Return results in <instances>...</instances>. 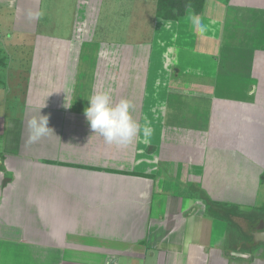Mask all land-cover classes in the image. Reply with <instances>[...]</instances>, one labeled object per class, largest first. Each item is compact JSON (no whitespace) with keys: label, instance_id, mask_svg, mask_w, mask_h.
<instances>
[{"label":"crops","instance_id":"0c3cea01","mask_svg":"<svg viewBox=\"0 0 264 264\" xmlns=\"http://www.w3.org/2000/svg\"><path fill=\"white\" fill-rule=\"evenodd\" d=\"M102 3L0 0V264H264V0L142 9L131 39ZM100 89L150 135L93 134ZM39 112L53 134L30 144Z\"/></svg>","mask_w":264,"mask_h":264},{"label":"clouds","instance_id":"9594fccd","mask_svg":"<svg viewBox=\"0 0 264 264\" xmlns=\"http://www.w3.org/2000/svg\"><path fill=\"white\" fill-rule=\"evenodd\" d=\"M42 12H29L30 18L39 19ZM88 105L84 109V116L92 130L103 138L109 145L127 146L143 131L145 137L150 135L151 129L147 124L141 126L132 116V104L126 98L114 100L110 91L100 89L87 97ZM43 106V105H42ZM41 106V107H42ZM49 117L33 116L27 121V143H36L41 138L53 134L48 126Z\"/></svg>","mask_w":264,"mask_h":264},{"label":"rangeland","instance_id":"374dc122","mask_svg":"<svg viewBox=\"0 0 264 264\" xmlns=\"http://www.w3.org/2000/svg\"><path fill=\"white\" fill-rule=\"evenodd\" d=\"M68 1L70 2L72 0H68ZM131 2L134 3L132 9H131L132 7ZM151 2H153L152 7L157 8V0H151ZM102 7L105 9V11L104 13L101 14V16L104 19V21L108 20L107 22L104 23V25L107 26V28H109V31H110V32L107 31L109 32L107 36L110 38L115 37V39H124V38L128 39L129 37L131 38L137 37L138 35L141 34V32H143V34L145 33L148 35L150 32L149 29L153 27L154 21H156L155 18H158L153 15H148L147 17V15L145 14V11L143 14L142 9L148 10L150 8L148 3L143 2V0H103ZM152 7L150 9H152ZM187 10L191 11L192 9L187 8ZM173 26H174V23H173ZM181 28H184V27L181 26ZM170 41L172 45L176 44L177 38L175 37L173 32L168 31L167 37H164L162 40V42L164 43L163 46L160 45L161 56L170 57L171 55L170 49L169 47L165 46V45H168ZM5 58L6 57L2 55L1 59H3V61L5 60ZM192 186L194 187L196 185L192 184L191 187ZM195 191H196V188H195ZM207 209L210 213H215L217 211V208H214V206H211V205ZM221 210L223 211L224 209H221ZM228 213L229 212L227 211V214Z\"/></svg>","mask_w":264,"mask_h":264},{"label":"trees","instance_id":"16d2710c","mask_svg":"<svg viewBox=\"0 0 264 264\" xmlns=\"http://www.w3.org/2000/svg\"><path fill=\"white\" fill-rule=\"evenodd\" d=\"M203 5L204 0H157L156 15L164 19H177L185 14L187 8H191L194 13H200ZM2 63L4 61L0 58V66L4 65ZM208 203L213 206L211 202Z\"/></svg>","mask_w":264,"mask_h":264},{"label":"water","instance_id":"95a60500","mask_svg":"<svg viewBox=\"0 0 264 264\" xmlns=\"http://www.w3.org/2000/svg\"><path fill=\"white\" fill-rule=\"evenodd\" d=\"M264 220H262V222H263Z\"/></svg>","mask_w":264,"mask_h":264}]
</instances>
